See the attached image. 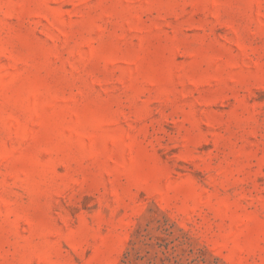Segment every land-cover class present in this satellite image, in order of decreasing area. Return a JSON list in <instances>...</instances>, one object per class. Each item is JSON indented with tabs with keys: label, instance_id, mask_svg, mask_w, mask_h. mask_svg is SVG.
<instances>
[{
	"label": "rangeland",
	"instance_id": "374dc122",
	"mask_svg": "<svg viewBox=\"0 0 264 264\" xmlns=\"http://www.w3.org/2000/svg\"><path fill=\"white\" fill-rule=\"evenodd\" d=\"M0 264H264V0H0Z\"/></svg>",
	"mask_w": 264,
	"mask_h": 264
}]
</instances>
